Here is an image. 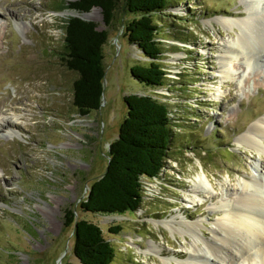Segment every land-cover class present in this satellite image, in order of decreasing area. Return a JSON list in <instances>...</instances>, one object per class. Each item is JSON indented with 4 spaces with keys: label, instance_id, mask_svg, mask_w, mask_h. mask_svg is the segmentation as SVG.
Masks as SVG:
<instances>
[{
    "label": "rangeland",
    "instance_id": "374dc122",
    "mask_svg": "<svg viewBox=\"0 0 264 264\" xmlns=\"http://www.w3.org/2000/svg\"><path fill=\"white\" fill-rule=\"evenodd\" d=\"M72 1L28 0L22 11L28 17L0 12V117L26 123L28 129L0 128V264H78L72 250L74 223H63L66 208L102 228L115 248L110 264L194 261V236L170 232L158 221L178 214L197 224L202 242L213 238V229L222 235L218 224L228 220L224 207L245 192L242 184L257 171L264 174V136L258 146L240 139L252 126L264 128V51L254 50L247 67L240 54L231 57L226 47L240 29L223 21L252 14V0H172L164 13L155 14L164 46L160 62L167 72L158 88L131 77L130 67L148 58L128 43L123 24L116 22L103 45L100 105L85 115L74 105L76 75L61 62L63 24L77 15L98 29L106 26L99 7L81 13L54 10ZM263 15L256 13L261 21ZM177 30L188 33L193 43L171 40ZM224 56L231 57L225 61L229 77L221 72ZM134 93L169 104L171 158L158 178H142L143 198L135 212H83L80 201L105 170L108 145L125 115L123 96ZM19 96L27 107L8 110ZM202 171L213 188L198 180ZM196 183L197 196L192 194ZM192 198L194 203L186 205ZM113 225L121 228L117 234L109 229ZM235 250L230 249L236 258ZM205 256L197 264H225ZM235 262L261 264L258 259Z\"/></svg>",
    "mask_w": 264,
    "mask_h": 264
},
{
    "label": "trees",
    "instance_id": "16d2710c",
    "mask_svg": "<svg viewBox=\"0 0 264 264\" xmlns=\"http://www.w3.org/2000/svg\"><path fill=\"white\" fill-rule=\"evenodd\" d=\"M172 0H73L57 4L55 11L69 8L79 13L99 7L106 29H98L94 21L77 15L64 22L61 62L75 73L73 80L74 105L82 114L98 109L104 77L103 45L108 30L116 22L123 24L124 36L136 46L147 62L130 67L131 77L145 87L158 88L165 84L166 70L160 59L164 52L160 41V24L155 14L164 13ZM124 15H131L123 19ZM172 27V25H171ZM176 33V32H174ZM188 33L177 30L171 40L193 43ZM126 112L119 122L116 138L108 145L105 170L89 186L85 199L80 201L83 212L123 214L140 208L143 198L142 178H158L171 158L173 118L167 102L150 94L123 96ZM72 209L64 211L65 226L74 223L73 255L78 264H110L115 255L113 243L102 228L84 217L76 218ZM114 234L119 225L109 227ZM65 264H76L71 261Z\"/></svg>",
    "mask_w": 264,
    "mask_h": 264
},
{
    "label": "bare ground",
    "instance_id": "6f19581e",
    "mask_svg": "<svg viewBox=\"0 0 264 264\" xmlns=\"http://www.w3.org/2000/svg\"><path fill=\"white\" fill-rule=\"evenodd\" d=\"M28 5V0H2L0 1V12L14 18L28 17L27 14L22 13ZM251 5L253 13H249L243 19L238 21L223 20L229 26L234 24L239 26L240 33L236 34L232 42L228 44L229 46L226 47V52L228 54L231 53V57H236V55L240 54V56H242L241 59H243L246 65L245 67L249 66V60L254 50L257 52L264 51V15L260 7L261 1L252 0ZM256 13L263 15L262 21L260 18L258 19ZM254 45H256L255 48H253ZM231 57L224 56L221 60V72L224 77H229L231 75L229 63L225 62H228ZM3 104L4 103H0V106H3ZM19 105L27 107L23 103L21 96L15 97L10 104H8L7 109L17 111L20 107ZM1 127H17L19 130H28L26 128V123H14L4 117H0V128ZM263 136L264 128L252 126L240 136V139L257 145L258 142L263 143ZM263 178L264 174H262L260 170L259 172L257 171L256 176L250 179V183L244 182L242 184V186L246 188L245 192L237 194L234 201L230 205L227 204V206L224 207L228 220L226 219V223L218 224V228L224 232L222 235H220L217 230L213 229V238L202 242L196 234L197 224L187 222L184 220V216H179L177 214L178 216L176 215L173 218L158 221L170 232L187 233L194 236L191 244L193 246L192 254L190 255L191 259L194 261H189L188 263L185 261L183 264H197L202 258L204 259L206 257L205 254L207 253L213 256L217 261L220 260L225 264H235L236 260L243 263H251L252 261H256V259H258L261 264H264V215L259 212L264 211ZM198 180L213 188L212 182H210L206 173L203 171ZM194 186L192 194L197 196L200 191L197 187L200 186L198 183L194 184ZM186 203V205H192L194 199L192 198ZM176 218L178 219L176 220ZM151 248L154 247L151 245ZM231 248L236 249V258L232 255L230 251ZM155 251H157V249ZM162 262L164 263L166 260Z\"/></svg>",
    "mask_w": 264,
    "mask_h": 264
}]
</instances>
